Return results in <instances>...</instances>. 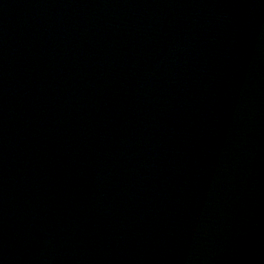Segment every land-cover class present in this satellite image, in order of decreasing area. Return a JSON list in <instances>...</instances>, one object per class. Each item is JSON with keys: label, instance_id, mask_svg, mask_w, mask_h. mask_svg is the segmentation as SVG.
Returning a JSON list of instances; mask_svg holds the SVG:
<instances>
[{"label": "water", "instance_id": "water-1", "mask_svg": "<svg viewBox=\"0 0 264 264\" xmlns=\"http://www.w3.org/2000/svg\"><path fill=\"white\" fill-rule=\"evenodd\" d=\"M0 264H264V0H0Z\"/></svg>", "mask_w": 264, "mask_h": 264}]
</instances>
